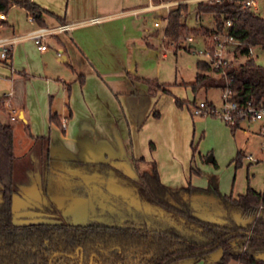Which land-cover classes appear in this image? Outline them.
<instances>
[{
  "label": "crops",
  "instance_id": "obj_1",
  "mask_svg": "<svg viewBox=\"0 0 264 264\" xmlns=\"http://www.w3.org/2000/svg\"><path fill=\"white\" fill-rule=\"evenodd\" d=\"M127 1H133V13L160 12L157 13L160 19L156 22L162 20L165 23L171 10L159 7L161 3L158 0H149L145 5L141 4V0H30L61 21L43 14L38 23L30 13L13 6L12 8L22 10L26 25L21 27L15 19L10 21L6 15L5 26L0 28L2 36H22L38 27L59 24H69L71 28L48 39L58 46L59 64L52 63L48 40V50L44 52L39 51L31 40L20 41L11 50L9 61H0L2 81L7 82L9 89L2 96L5 98V114L12 128L16 122L23 126L29 144L38 143L36 158L44 150V143L38 138H46L51 158L69 159L84 164L112 162L119 164L131 175L136 172H150L154 162L161 182L171 190L179 191L189 183V180L186 182L182 178L176 179L179 168L180 173H184V158H180L178 166L174 164V156L177 154H174L171 144L166 150L167 157H173V163L169 165L172 166L169 169L172 171H167L162 163L164 156H159L156 148L154 152H148L149 142L153 144L152 141H156L152 132L156 131L155 125L158 123L153 115L161 120L163 112L166 114L169 109L163 110L159 104L158 97L165 96L157 88L159 82L138 73L139 62L134 57L133 50L140 44L141 37L131 35V30H127L128 35L123 38L127 59H123L120 56L122 49L110 37L106 38L105 31L98 26L117 16L118 14L108 12L115 10L117 13V7L122 9ZM93 18H99L100 21L90 23ZM105 27L109 29L108 25L104 29ZM160 27L159 22V26L155 28ZM25 28L27 33L21 34ZM145 31L148 32L147 29ZM80 32H86L84 38L79 37ZM158 32L159 30L150 36L158 38ZM65 35L66 39H62ZM163 89L171 93V90ZM173 101L171 99L172 104ZM171 103L168 104L169 107ZM157 107L161 108L162 114L157 113ZM173 114L177 118H183V113L176 111L175 107ZM62 122L65 124L64 128ZM181 123L184 124V118ZM257 124L256 132H250L242 124H239L237 131L258 135L260 125ZM178 128L181 129L180 123L175 124V127L169 124L164 133L169 132L171 136L170 131L173 129L174 135L184 134ZM249 137L236 148L237 154L241 152L247 161L248 156L253 155L245 154ZM38 158L39 167L42 157ZM255 164L264 166L263 163ZM166 172L170 174L168 180ZM196 179L197 182L192 181L193 186L199 190L195 197L203 209L216 205L220 197L237 198L244 195L249 186L257 192L264 189V180L261 188L247 184L245 192L234 193V190L229 192V187L219 178ZM217 254H213L212 262L216 263Z\"/></svg>",
  "mask_w": 264,
  "mask_h": 264
},
{
  "label": "trees",
  "instance_id": "obj_2",
  "mask_svg": "<svg viewBox=\"0 0 264 264\" xmlns=\"http://www.w3.org/2000/svg\"><path fill=\"white\" fill-rule=\"evenodd\" d=\"M13 6L30 13L38 23L43 14L57 18L30 0H0V13L6 16ZM192 11L197 18L212 16L216 22L215 29L210 30L205 26L191 29L186 20ZM56 20L60 21L58 18ZM228 22H231L229 34L239 42L234 58L244 56L246 61L239 66L228 64L220 68H213L207 61H200L196 80L190 86L195 93L203 88L208 91L211 88L221 90L228 87L232 91V100L239 107H245L250 102L257 107H264V66L250 57V49L264 48V18L255 11L243 9L236 0L178 4L171 8L166 17L164 36L172 41V45L187 35H201L209 44L208 41L214 34L227 29ZM1 26L4 27L5 22ZM217 75L223 76L217 78ZM4 100L5 98L0 99V112L5 113ZM175 103L179 107L184 105L177 99ZM59 125L61 126L60 123ZM239 126L237 124L230 129L235 133ZM38 140L44 143L38 172L41 179L43 169L49 167L48 162L53 159L48 154V139ZM242 158L243 155L239 152L236 158L238 167L241 166ZM15 159L13 128L8 122L0 121V263H8L19 256L24 251L22 247L25 244L29 249L31 242L41 241L43 237L59 230L75 234V239L65 238L70 243H83L85 236L82 235L103 237L110 234L118 243L127 242L138 247V256L134 253L130 257L117 253L112 258V264H196L201 260L212 262L214 253H220L216 261L218 264H226L230 260L241 264H264V189L257 192L249 186L246 194L237 198L220 197L216 205L203 209L195 197L199 190L191 181L184 189L171 190L161 182L154 162L151 171L141 172L140 182L136 183L128 178L119 164L66 161L65 165L82 173L112 171L118 183L130 186L140 201L158 216L166 215L171 226L165 230L152 231L147 229L146 223L124 228L77 225L69 229L40 222L15 226L12 222L13 197L18 191L13 179ZM191 172L200 175V171L193 167Z\"/></svg>",
  "mask_w": 264,
  "mask_h": 264
},
{
  "label": "rangeland",
  "instance_id": "obj_3",
  "mask_svg": "<svg viewBox=\"0 0 264 264\" xmlns=\"http://www.w3.org/2000/svg\"><path fill=\"white\" fill-rule=\"evenodd\" d=\"M149 0H141V4H148ZM133 8V1H127L125 6L120 9V7L114 11H109L110 14H118L117 16L106 20L101 25L103 31H105L106 38L114 41L118 48L122 49L120 56L123 59H127L125 43L123 38L128 35L127 30H131V35L140 36L141 42L139 45L134 47L133 52L134 57L138 60V73L142 76H146L154 82H159L160 94L163 93L164 97H158L159 104H161L163 110L169 109L168 113L161 111L160 107H157V113L163 112V117L161 120L159 118L153 117L158 123L156 126V131L152 132L153 137L156 141L149 142L148 152H154L155 148L159 152V156L163 155L162 163L167 171H172V166L169 167L170 163H173L171 158L167 157V150L169 146H173L174 154V164L178 166L180 158H184V173L181 172V168L178 169V177L176 179H184L186 182L191 181L197 182V178L213 179L219 178L221 182L229 187V192L234 190V193L245 192L247 184L256 188H261L264 180V166L262 164L249 163L242 158L241 166H237V146L240 147L246 139H250L248 150L245 151L247 154H253L254 157L260 156V137L257 134H252L250 132H256L255 129L258 125L257 123L241 122V124L249 128L250 134H246L243 131H237L233 133L229 126H227L219 117L217 116H195L193 114V108L195 104L200 101H207L208 103L213 102V104L220 109L222 107V91L217 88H211L206 91L204 88L198 92H193L190 86L196 80V75L198 72V63L200 61H206V57L200 52L208 47L204 38L201 35H187L193 38V42L189 43L185 37H181L177 44L172 45V41L167 40L164 36V29L166 27V22L162 20L159 21L161 27L155 28V22L160 19L157 13L160 12H148V13H133L131 12ZM194 9V8H193ZM111 10V8H108ZM192 10V9H191ZM19 8H11L7 14L8 19L12 21L16 20L17 23L23 27L25 24L22 17L23 13ZM255 12L264 18V0H258V9ZM14 21V20H13ZM188 26L193 28H199L201 26L208 27L210 30L215 29L216 22L212 16H201L196 17L195 12H190V16L186 20ZM108 25L109 29L104 26ZM122 27V29H121ZM148 30L146 32L145 30ZM25 31L21 34H26ZM159 30L158 38L150 36ZM70 35H72L70 33ZM86 32H80L79 37L84 38ZM186 36V37H187ZM67 35L62 37L66 39ZM165 39V40H164ZM92 40H96L92 38ZM166 42L165 48L163 46V41ZM47 44L50 46V55L53 64H59L60 56L58 54V46L52 41L48 40ZM190 44L192 48H189ZM165 53V56H164ZM256 60V63L264 66V48L256 47L253 48V54L250 56ZM56 63H55V62ZM228 64H233L234 66H239L246 61V57L238 56L234 58L232 53L227 55ZM227 64V65H228ZM2 64H0L1 66ZM216 68V65H211ZM3 74H0V98L3 94L8 93L9 89L7 82L2 81ZM219 78V75L216 76ZM163 88L171 90V93L164 91ZM171 88V89H170ZM158 90V92H159ZM155 92V93H158ZM154 93V94H155ZM171 99H174L171 103ZM175 99L183 102V106L179 107L175 103ZM171 103V107L168 104ZM174 105V106H173ZM175 110L183 113L181 114L184 118V124H182L181 117L175 116L173 114ZM167 112V111H166ZM177 115V114H176ZM0 121L8 122L7 114L0 112ZM9 123V122H8ZM180 131H184V134L173 133L170 131L164 133V130L169 127H175V124L179 125ZM13 140L15 145L14 154L16 156L13 169V179L16 186H28L32 175L39 172L38 162L40 155L37 156L39 151L38 143L29 144V138L27 137L23 126L19 123H14L13 128ZM172 142V143H170ZM155 145V146H154ZM194 149L196 150L194 152ZM245 155V156H246ZM212 156L214 162L210 163L207 159ZM261 158V157H260ZM192 167L200 171V175H195L191 172ZM166 180L170 177L168 172ZM168 183V181H166ZM264 258V254L262 255ZM196 264H218L215 262H207L201 260ZM226 264H241L237 261L230 260Z\"/></svg>",
  "mask_w": 264,
  "mask_h": 264
},
{
  "label": "flooded vegetation",
  "instance_id": "obj_4",
  "mask_svg": "<svg viewBox=\"0 0 264 264\" xmlns=\"http://www.w3.org/2000/svg\"><path fill=\"white\" fill-rule=\"evenodd\" d=\"M52 159L41 179L37 172L28 186H18L12 203L15 226L40 222L69 229L77 225L124 228L146 223L150 231L171 226L166 215L158 216L130 186L118 183L112 171L87 174L65 165L69 159ZM124 170L128 178L140 182L141 172L131 175ZM82 236L83 243H70L65 238L75 239L74 233L54 231L41 241L31 242L29 249L25 244L19 256L0 264H110L117 253L128 257L139 253L137 246L118 243L110 234Z\"/></svg>",
  "mask_w": 264,
  "mask_h": 264
},
{
  "label": "built area",
  "instance_id": "obj_5",
  "mask_svg": "<svg viewBox=\"0 0 264 264\" xmlns=\"http://www.w3.org/2000/svg\"><path fill=\"white\" fill-rule=\"evenodd\" d=\"M161 5L159 7H165L168 10L177 6L178 4H194L199 2H222L226 0H180L176 2L158 0ZM238 1L243 9L257 10L258 0H236ZM6 16L0 13V28L1 23L5 22ZM99 18H93L90 23H98ZM155 26H159V22L155 23ZM231 27V22L227 23V29L222 33H216L208 41V47L202 50L200 54L206 57V61L211 65H216V68L225 67L228 64L227 55L232 53L234 55L239 42L236 41L228 32ZM71 25L69 24H59L50 27H38L37 29L30 31L26 35L22 36H2L0 35V61L8 62L10 58V52L13 47L23 40H31L36 48L41 51H47L48 46L46 41L57 34L64 33L70 30ZM187 42L192 43V37H185ZM253 49H250V55L252 56ZM57 56H60L58 53ZM223 75H219V78ZM222 91V107L217 109L213 103H208L207 101H200L198 104L194 105L193 114L195 116H217L219 117L227 126L234 127L241 122L248 123H259L258 135L260 137V157L257 158L253 155L248 156V160L252 163H263L264 164V107H257L251 102L245 107H239V105L232 100V91L225 87L221 89ZM62 127H65L64 122H62Z\"/></svg>",
  "mask_w": 264,
  "mask_h": 264
},
{
  "label": "water",
  "instance_id": "obj_6",
  "mask_svg": "<svg viewBox=\"0 0 264 264\" xmlns=\"http://www.w3.org/2000/svg\"><path fill=\"white\" fill-rule=\"evenodd\" d=\"M189 48H192V46L190 45ZM208 162L212 163L213 162V157L210 156L208 159H207ZM220 257V253L217 254V256L215 257L216 260H218ZM193 264V263H192Z\"/></svg>",
  "mask_w": 264,
  "mask_h": 264
}]
</instances>
